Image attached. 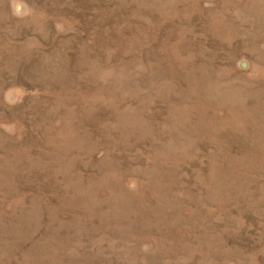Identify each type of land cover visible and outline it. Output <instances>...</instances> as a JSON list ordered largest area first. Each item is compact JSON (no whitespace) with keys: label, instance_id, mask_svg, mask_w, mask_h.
Wrapping results in <instances>:
<instances>
[{"label":"rangeland","instance_id":"obj_1","mask_svg":"<svg viewBox=\"0 0 264 264\" xmlns=\"http://www.w3.org/2000/svg\"><path fill=\"white\" fill-rule=\"evenodd\" d=\"M0 264H264V0H0Z\"/></svg>","mask_w":264,"mask_h":264}]
</instances>
